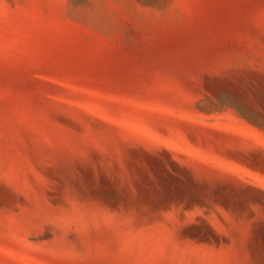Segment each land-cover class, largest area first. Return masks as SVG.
I'll return each instance as SVG.
<instances>
[{
	"label": "rangeland",
	"instance_id": "374dc122",
	"mask_svg": "<svg viewBox=\"0 0 264 264\" xmlns=\"http://www.w3.org/2000/svg\"><path fill=\"white\" fill-rule=\"evenodd\" d=\"M0 264H264V0H0Z\"/></svg>",
	"mask_w": 264,
	"mask_h": 264
}]
</instances>
